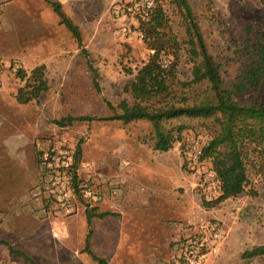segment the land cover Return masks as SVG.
Listing matches in <instances>:
<instances>
[{"label": "rangeland", "instance_id": "1", "mask_svg": "<svg viewBox=\"0 0 264 264\" xmlns=\"http://www.w3.org/2000/svg\"><path fill=\"white\" fill-rule=\"evenodd\" d=\"M54 1L79 27L100 88L93 85L94 73L78 42L45 0H0V238L38 264H99L83 252L91 229L104 264H170L175 224L177 228L180 223L190 224L193 232L202 222L216 220L225 227L227 239L206 264H248L242 254L264 245V154H250L249 184L243 194L207 209L202 204V185L212 164L203 161L200 168H192L185 153L193 142L205 145L211 139L209 121H174L186 129L171 149L170 155L180 159L173 161L166 177L154 171L155 160L163 159L164 153L153 149L146 122L123 126L119 121L93 120L59 125L68 116H112L109 104L116 107L130 99L124 86L151 51L141 30L144 20L132 7L134 0ZM189 1L208 52L228 84L241 69L233 42L253 40L264 30V8L259 0ZM158 4L164 6L183 42L179 14L169 0H156ZM40 65L46 67L50 89L36 101L19 104L16 94L24 82L16 76L17 70L30 73ZM189 68L184 57L180 70L188 74ZM260 95L264 98V91ZM80 143L77 183L100 177L107 183L99 190L108 196L95 208H86L79 200L77 212L69 217H58L52 210L40 216L33 209L32 194L41 180L42 150L76 151ZM124 177L131 181L129 185ZM110 182H119L114 197ZM87 209L112 215L94 218L89 228ZM0 264L27 263L11 256L9 247L0 246ZM250 264H264V259Z\"/></svg>", "mask_w": 264, "mask_h": 264}, {"label": "trees", "instance_id": "2", "mask_svg": "<svg viewBox=\"0 0 264 264\" xmlns=\"http://www.w3.org/2000/svg\"><path fill=\"white\" fill-rule=\"evenodd\" d=\"M78 42L82 54L87 58L94 73L93 85L99 90L98 72L90 62L84 47L79 27L63 11L58 1L45 0ZM179 14L185 30L182 42L173 31L166 11L158 4L147 21L141 23L144 41L151 51L146 63L132 80L124 86V93L130 99L121 100L116 107L109 104L114 114L105 118L91 116L62 118L61 126L74 121H119L123 126L146 122L151 127L149 139L153 149L168 152L180 141L184 125L176 126L174 121H209L211 139L203 145L201 161H210L221 189V197L208 202L202 199L205 208L220 206L229 199L238 198L249 184L248 161L250 154H264V30L253 40L234 41V53L241 62L238 76L226 84L220 72V65L210 56L198 18L189 0H169ZM264 8V0H259ZM184 52V53H183ZM190 64L189 73L181 72L183 58ZM182 74L185 77H182ZM16 76L24 82L19 88L16 100L25 105L38 100L46 93L49 81L45 65L30 73L19 69ZM75 169L82 156L81 143L77 145ZM76 174V173H75ZM75 175V186L78 187ZM112 215L97 213V209L86 210L87 225L90 228L94 218ZM92 230L85 238L84 253L99 264L105 260L91 250ZM0 246L9 247L11 256L23 259L27 264H38L21 250L15 249L0 238ZM242 259L248 264L256 258L264 259V245L246 250Z\"/></svg>", "mask_w": 264, "mask_h": 264}, {"label": "built area", "instance_id": "3", "mask_svg": "<svg viewBox=\"0 0 264 264\" xmlns=\"http://www.w3.org/2000/svg\"><path fill=\"white\" fill-rule=\"evenodd\" d=\"M133 5L134 10L145 21L153 13L156 0H134ZM202 149L203 145L195 141L185 153L186 162L190 167L200 168L203 162ZM75 155L76 151L67 148L42 150L41 180L32 194L33 209L40 216H47L52 210L58 217H69L77 212L79 200L86 208H95L108 196L99 190L101 184L107 183L100 177L98 179L101 180H93L89 176L85 182L80 180L78 187L75 186V175L78 177ZM109 185L114 197L119 190V182H110ZM221 194L215 172L212 169L207 170L202 185L203 199L211 202L220 198ZM189 226L190 224H187L184 232L172 241L170 264H206L210 257L220 253L227 239V231L219 221L206 220L196 226L193 232H189Z\"/></svg>", "mask_w": 264, "mask_h": 264}, {"label": "crops", "instance_id": "4", "mask_svg": "<svg viewBox=\"0 0 264 264\" xmlns=\"http://www.w3.org/2000/svg\"><path fill=\"white\" fill-rule=\"evenodd\" d=\"M164 153V158L163 159H157V161L155 160V173H157V176H168L171 173V169L173 166V161H175L176 159L179 160V157L176 156H171V150L168 152H163ZM169 157V159H168ZM124 183H127V185H129V183H131V181L128 178H125ZM92 224V223H91ZM182 223L178 224V228H177V224L174 225V229H175V233L172 234V236L174 235V237L171 238V241H173L175 238H177L181 233L184 232L185 230V226L181 225ZM92 229L94 230V228L92 227ZM177 229V230H176ZM172 244V242H170V245ZM98 244L94 241V236L91 239V250L97 255V256H101L99 253V248H98ZM170 246H169V250H170ZM215 257V256H212ZM211 258V257H210Z\"/></svg>", "mask_w": 264, "mask_h": 264}]
</instances>
